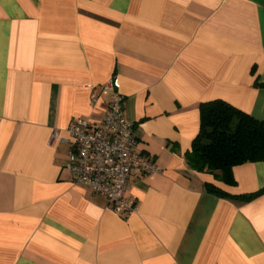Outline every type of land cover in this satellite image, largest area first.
Masks as SVG:
<instances>
[{
  "label": "crops",
  "instance_id": "1",
  "mask_svg": "<svg viewBox=\"0 0 264 264\" xmlns=\"http://www.w3.org/2000/svg\"><path fill=\"white\" fill-rule=\"evenodd\" d=\"M113 76L158 168L129 175L128 216L64 167ZM213 99L264 119V0H0V264H264V192L205 186L259 192L264 161L228 185L185 159Z\"/></svg>",
  "mask_w": 264,
  "mask_h": 264
},
{
  "label": "built area",
  "instance_id": "2",
  "mask_svg": "<svg viewBox=\"0 0 264 264\" xmlns=\"http://www.w3.org/2000/svg\"><path fill=\"white\" fill-rule=\"evenodd\" d=\"M119 88L114 76L103 84L108 102L98 122L80 117L69 122V150L64 167L69 182L89 186L106 199L114 212L128 216L137 207L136 198L125 195L129 175L154 174L158 168L149 156L136 149L133 121L125 114ZM95 101L92 98V105ZM57 137L55 129L48 143L52 145Z\"/></svg>",
  "mask_w": 264,
  "mask_h": 264
},
{
  "label": "trees",
  "instance_id": "3",
  "mask_svg": "<svg viewBox=\"0 0 264 264\" xmlns=\"http://www.w3.org/2000/svg\"><path fill=\"white\" fill-rule=\"evenodd\" d=\"M199 131L185 152L188 166L211 173L232 185V168L244 162L264 161V119H256L222 99L199 104ZM207 190L218 196L239 201L251 200L264 192L232 195L213 184Z\"/></svg>",
  "mask_w": 264,
  "mask_h": 264
}]
</instances>
